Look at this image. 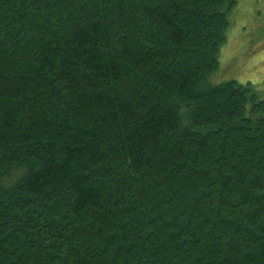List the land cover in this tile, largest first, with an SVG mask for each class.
I'll return each mask as SVG.
<instances>
[{"label": "trees", "instance_id": "1", "mask_svg": "<svg viewBox=\"0 0 264 264\" xmlns=\"http://www.w3.org/2000/svg\"><path fill=\"white\" fill-rule=\"evenodd\" d=\"M236 0H0V264H264V100L213 83Z\"/></svg>", "mask_w": 264, "mask_h": 264}, {"label": "rangeland", "instance_id": "2", "mask_svg": "<svg viewBox=\"0 0 264 264\" xmlns=\"http://www.w3.org/2000/svg\"><path fill=\"white\" fill-rule=\"evenodd\" d=\"M213 83L237 80L264 100V0H236Z\"/></svg>", "mask_w": 264, "mask_h": 264}]
</instances>
